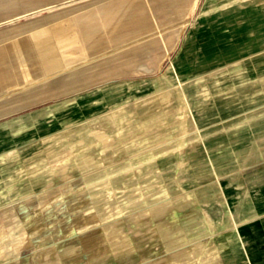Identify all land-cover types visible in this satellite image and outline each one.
Listing matches in <instances>:
<instances>
[{
    "label": "crops",
    "instance_id": "obj_1",
    "mask_svg": "<svg viewBox=\"0 0 264 264\" xmlns=\"http://www.w3.org/2000/svg\"><path fill=\"white\" fill-rule=\"evenodd\" d=\"M164 2L0 0V264H51V204L99 170L109 188L175 182L144 200L139 262L113 264H264V149L202 87L264 57V0H198L182 36L195 0L168 24Z\"/></svg>",
    "mask_w": 264,
    "mask_h": 264
},
{
    "label": "rangeland",
    "instance_id": "obj_2",
    "mask_svg": "<svg viewBox=\"0 0 264 264\" xmlns=\"http://www.w3.org/2000/svg\"><path fill=\"white\" fill-rule=\"evenodd\" d=\"M202 1L200 0V3ZM163 2L161 14L164 23L168 24L170 20H173L171 18L173 16L179 20L185 15L187 0H163ZM170 2H173V5ZM174 4L179 6L176 7ZM195 7L182 28L181 36L192 20ZM200 13L201 11L198 14ZM170 31L171 29L167 32L162 29L160 33L167 36L173 32ZM203 78L205 81L202 87L207 90L203 92L204 98L207 100L206 103L213 107L217 105L220 109L226 107L228 113L234 112L235 114L236 112L241 118L237 124L233 122L228 124L227 128L235 130L237 126L245 134L255 133L259 139L253 143L257 142L259 147L264 149V57L229 64L222 70L210 73ZM219 87L222 90L219 91ZM178 90L186 111L192 117L184 86L180 84ZM222 97L225 102H218V99ZM213 100L215 102L211 103ZM194 125L195 130L199 131L196 123ZM96 136L103 143H111L110 140L101 135ZM243 142L246 144L250 141L244 140ZM261 160L263 158L260 156L259 162H262ZM116 174L117 177L115 178L121 179L122 172ZM127 176L130 174L127 173ZM108 178H112V176L108 177L105 171L100 170L87 173L82 177H73L72 180H75L68 182V187L65 189L66 193L63 194L67 197V202L51 204L50 244L45 250L49 259L48 263L113 264L139 262L138 255H136L139 253L138 251H126L124 249L125 247L132 249V247H138L140 244L144 245L145 242H152L154 238L153 221L138 217L139 213H148L154 209L153 203H144V200L151 201L155 195L168 196L173 190L175 182L172 184L168 175L162 182V187H148L146 189L135 187L109 188L106 186ZM78 179H85V182L80 184L82 186H78ZM217 188L221 195H225L221 184L218 185L217 183ZM44 222L35 220L33 224H35V228H38ZM141 223L146 227L143 228ZM34 254H38V252ZM39 254L42 255L41 249ZM134 255L136 256L134 257ZM153 256L152 253H148L147 258H154Z\"/></svg>",
    "mask_w": 264,
    "mask_h": 264
},
{
    "label": "bare ground",
    "instance_id": "obj_3",
    "mask_svg": "<svg viewBox=\"0 0 264 264\" xmlns=\"http://www.w3.org/2000/svg\"><path fill=\"white\" fill-rule=\"evenodd\" d=\"M196 3H197V0H195L194 5H193V7H192L190 13L192 12L193 8L196 6ZM190 13H189L188 16L184 19V21L181 23L180 26H181L182 28H183V26L186 24V22H187V20H188V18H189ZM182 28H181V31H182ZM176 34H177V33H176ZM180 37H181V36H180Z\"/></svg>",
    "mask_w": 264,
    "mask_h": 264
}]
</instances>
